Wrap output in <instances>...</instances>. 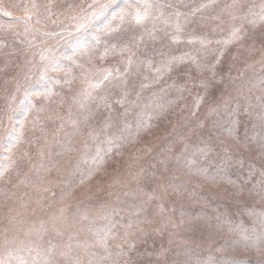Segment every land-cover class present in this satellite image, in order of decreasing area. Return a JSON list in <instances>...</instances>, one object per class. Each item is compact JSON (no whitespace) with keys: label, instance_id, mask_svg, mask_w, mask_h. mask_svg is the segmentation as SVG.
I'll return each mask as SVG.
<instances>
[{"label":"rangeland","instance_id":"rangeland-1","mask_svg":"<svg viewBox=\"0 0 264 264\" xmlns=\"http://www.w3.org/2000/svg\"><path fill=\"white\" fill-rule=\"evenodd\" d=\"M238 2L0 0L2 264H261L264 0Z\"/></svg>","mask_w":264,"mask_h":264},{"label":"snow or ice","instance_id":"snow-or-ice-1","mask_svg":"<svg viewBox=\"0 0 264 264\" xmlns=\"http://www.w3.org/2000/svg\"><path fill=\"white\" fill-rule=\"evenodd\" d=\"M33 8H36V5H32ZM71 7V6H69ZM89 7L91 8H96L99 7L100 11L102 12L104 7L103 5H90ZM143 8V12L141 11H137L135 16L132 17L135 22L137 24H140L141 22H143L145 19H150L151 15H150V10L156 7H159V5L156 4H152V3H144L142 6L141 5H137V8ZM228 11V14L230 16V19L232 21H236V20H247L249 15H253L251 8H249V12L246 13L244 16H237L236 13L238 11H241L243 8V5L241 3L238 2V0H233V3L231 5L226 6ZM99 13H94L93 15H97ZM128 16H131L130 13L125 14ZM179 15V14H177ZM164 13H160V18H163ZM121 20L124 19V15H121L119 17ZM19 19H23L25 21V23H27V18H19ZM260 20L262 22H264V4L261 5V15H260ZM165 23L167 24V21H165ZM81 27L83 25H80ZM180 30V24L179 22L176 23V31L179 32ZM243 31L242 28H233L231 35L233 38L239 40L241 39V32ZM176 37L174 36L173 39H175ZM199 43L203 46L205 44V41L203 39H201L199 41ZM210 43V41L208 42ZM107 54V50L105 52V55ZM190 59H194L192 57H189ZM41 59H44V56L41 55ZM185 59V57L181 56V57H171L169 60L166 61L165 65H164V69L163 70H167V71H171V67L173 64L182 62ZM217 63H219V58H217ZM213 67H215V65H213ZM160 71H162V69H157V72L159 73ZM111 76V72H108L103 79H101L98 83L96 84H90L89 85V89L88 90H84L82 92V100L86 99L89 101H92L94 99H96V97H94L92 95V92L95 89H99L102 87V85H104L105 81H107L109 79V77ZM215 79V73L213 72L212 77L209 80H202L201 84L204 86L205 89L208 88L209 83L211 82V80ZM261 84L264 85V81H261ZM98 95V94H97ZM262 100H264V96L261 97ZM225 103H227V101H225ZM83 103L81 101V107H83ZM107 106V105H105ZM28 115V111L26 110L24 112V117L26 118ZM9 119H12V117L10 116ZM2 123V122H0ZM18 127H20L21 129L24 127V123H23V119L21 120L20 124L18 125ZM262 127H264V122H262ZM94 135V133H89V136ZM260 151L261 153H264V137L261 138L260 141ZM192 167L194 166H189V171H191ZM197 174L199 175H203L204 173L201 172L199 169L196 170ZM256 195H258L262 200H264V181H262L261 184V188L260 190L256 193ZM260 225L262 226V230L260 231L259 235L253 236L248 234L247 232H245V234H243L242 236L239 237V243L243 244V246L245 248L251 247L254 248L261 256V264H264V216H262L260 218ZM218 228H220L221 230L223 228H229L230 230L233 229V226L230 224V222L228 221H224L223 223H221L220 221H218ZM101 242H103V237H101ZM230 243V241H225V244ZM0 264H2V262H0ZM23 264V262H22ZM48 264H51V261L48 262ZM76 264H79V260L77 259Z\"/></svg>","mask_w":264,"mask_h":264}]
</instances>
